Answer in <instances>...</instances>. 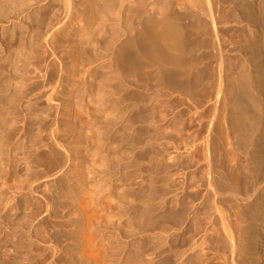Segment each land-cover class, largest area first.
<instances>
[{
	"label": "rangeland",
	"instance_id": "rangeland-1",
	"mask_svg": "<svg viewBox=\"0 0 264 264\" xmlns=\"http://www.w3.org/2000/svg\"><path fill=\"white\" fill-rule=\"evenodd\" d=\"M57 1L54 4V0H0V264H178L188 254V263L201 264L205 252L211 254H208L207 264H224L225 259L230 264L231 254L222 247L224 239L216 242L214 227L208 230L205 245L187 251L182 245V236L175 235V221L180 216L173 211L172 162L177 152L172 143L173 123L170 120L176 94L161 65L154 64L142 70H121L116 66V54L110 53L106 56L108 59L98 60L99 64L95 62L100 71L96 68L93 76L89 72L84 74L88 64L81 59L78 66L80 84L72 95L78 104L81 99V105L76 104L71 114L65 110L67 107L62 100L67 92L65 88H68L66 83V87L65 84L61 87V96H56L53 102L48 101L58 70L56 54L67 62L73 49L80 52L89 42L97 45L104 43L106 38L113 41L120 35L121 39L114 42L118 43L113 44V52L117 53L119 42L140 27L138 24L143 17L158 14L159 0L124 1L123 24L131 29L124 36L123 32H118V23L104 27L108 31L105 39H102L104 29L98 23L86 29L87 32H79L77 27L74 41L77 40L79 46L72 50H69L70 42L65 41V32L53 36L52 45L48 43L52 29L47 17L57 14L56 8L60 6ZM223 1L225 6L230 5L226 6L230 12L222 11L227 14V19H219L218 26L229 66L239 59L242 62L241 59L249 55L247 40L251 38L256 45L261 43V37L264 40V30L246 27L247 20L236 10L233 17L228 16L236 1H240ZM245 1L248 4L255 2ZM78 2L77 7L84 4L80 3L82 0ZM256 2L258 7H264V0ZM166 5L171 3L168 1ZM118 9L114 0L107 4V12H104L113 17ZM178 14L176 10L175 16L179 17ZM181 17L185 27L193 25L194 20L189 15ZM226 29L232 31L228 33ZM115 32L118 34L114 35ZM200 34L193 31L187 38V48L193 50L188 59L196 61L199 66L198 87L206 83L212 67L211 38ZM230 34L237 37L232 38ZM227 36L229 40L224 38ZM227 49L232 51L229 53ZM235 52H239L238 57ZM49 72L53 76L47 80ZM253 74L255 79L248 78V86L257 91L260 75L256 70ZM234 75L238 76L237 73ZM118 96L125 99L126 104H119L121 99ZM184 101L180 96L179 108L184 107ZM259 132L261 130L248 138L250 144L257 143ZM178 153L183 155L184 147ZM194 168L190 167V173ZM256 174L262 176L260 170ZM181 176L182 173L179 176L182 179ZM196 188L191 186V190ZM201 198L190 202L193 204L190 214L193 216L190 220L192 233L196 223L199 226L206 221L205 214H195L194 207L202 206L204 195ZM258 228L253 224L249 230ZM200 230L197 239L203 233L202 226ZM203 247L205 251L202 252ZM177 254L179 259L176 260ZM246 256L237 257V263L256 264L254 254Z\"/></svg>",
	"mask_w": 264,
	"mask_h": 264
},
{
	"label": "bare ground",
	"instance_id": "bare-ground-1",
	"mask_svg": "<svg viewBox=\"0 0 264 264\" xmlns=\"http://www.w3.org/2000/svg\"><path fill=\"white\" fill-rule=\"evenodd\" d=\"M55 1L57 0H54V4ZM59 1L60 6H58V9L55 6L53 7V9L56 8L55 12H57V14L54 13V16L47 17L49 20L47 22L52 31L49 34V40L48 38L46 39L51 45L53 36L55 37L56 34H62V32H65V41L68 43L70 42L69 50L70 48L71 50L75 47L78 48L79 45L75 42L77 40L74 41V37L78 32L76 30L77 27H79L78 30L80 32L85 31L90 26L95 27V24L97 23L98 26L100 25L102 29H104V27L108 28L107 26L111 25L112 23H118V32H123V36L124 33H128V30H131L127 28V26L125 25L126 23L123 24L124 13L122 12V7L124 6L125 0H115L119 9L113 17L110 14L106 13L107 11L105 10V7L109 2L114 0H82L83 2L80 3L84 4L81 7H77L79 6L77 5L79 4V2L76 3L77 0ZM168 1L169 3H171V5H166ZM244 1L245 0H238L239 3H237L236 1L235 6L233 5V10L231 9L232 13L230 15L228 14V16L233 17L236 10L242 18L247 20V24L244 21L246 27L249 25L252 28H261V31L262 29L264 30V7H258L259 3H257L256 0H254L255 2L253 1L254 3L251 4H248L246 1ZM135 3L137 2L135 1ZM224 3L225 2L223 0H159L158 14L156 16H150L147 14L148 16L143 17L138 24L140 27L135 29V31L131 35L129 34L130 36H127V38L124 37L125 39L119 42L117 53L113 52V44L117 39H121L120 35L115 36L113 41L109 40V38H106L105 41L107 42H100V44L96 42L98 43L97 45H90L89 42L88 45L82 48L80 52H78V49L76 48L73 49L72 52L68 50L71 53L69 54L70 60L67 62L64 61L61 56L59 57L56 54V56H58H55L58 63V70L55 71L57 75L56 78L52 81L50 90L51 92L49 93V96H47L49 99L48 101H55V97L60 95L63 91L61 87L63 88L64 84L66 83L68 85V88H65L66 84L64 88L65 90L67 89V92L65 93L64 99H61L62 101H64L65 107H67L65 108V110L68 109L67 112L71 114L72 108H74L76 104L81 105V99H79L78 94L77 98L79 99V104L78 102L74 101L72 97L78 85L80 84L81 75L78 70V66L81 59H85L88 64V67L84 69V74L89 72V74L93 76L98 69V65H96L95 62L105 58L108 55L110 56V53L111 55H113L112 53H114V55L116 54V56L113 55L116 66L121 70H142L148 68L149 66L151 67L154 64L161 65V69L166 72L168 78L174 85L173 92L174 94H176L173 99L175 105L173 112H171L173 113V115H171L172 120L169 119L173 123H171V136L173 147L177 152V154L173 157L172 162L174 171L172 184L174 192L173 211L178 217L180 216L175 221L176 231L179 230V232L175 231V235L177 236L179 233V235L182 236V240H180L181 242L183 241L182 245L186 247L187 251L189 250V248H195L199 245H201L202 247L203 245H205L206 241H204V239L208 236L207 232L211 227H214V230H216L214 234L216 235V242H222L224 239L225 242L224 244H222V247L226 251H229V254H231L230 264H238V261H236L238 259L237 257L243 256V254L246 256L249 255V253L254 254L253 262H256V264H264V47L262 44L264 43V40H262L263 37H261V43H259V45H256L255 43L254 45L251 38L247 40L249 55L245 56L246 52H244L245 57L243 56L244 58L241 59L242 62H240V59L237 62L231 61L232 63L227 66V60L225 57L227 54H225L226 51L223 50V43L220 36L221 31L218 26V20L226 18L227 16V14L222 13V11H227L228 9L226 8L228 7L226 6H228L229 4L225 6ZM132 6L134 5L132 4ZM172 8L174 9L172 10ZM176 10L180 14L179 17L177 15L175 16ZM229 10L228 13L230 12ZM202 14H204V17L201 16ZM183 15H189L194 20L192 26L188 25V27H185L183 25L181 17ZM134 17L136 18L137 16ZM234 27L235 26H233V28H230H232L233 30ZM106 28L104 29L102 39H105L107 35L106 32L108 31ZM232 30H230L229 32H231ZM87 31L88 30H86L85 32ZM193 31H195L197 35L198 33H201L202 37H204L205 35L211 38V50H208L211 57V73L209 74L210 76L207 81H205L204 79L206 83L204 85H201L200 87L197 86L198 79H196L199 69L198 63L194 60L191 61L190 59H188V56L193 50L191 48H187V38L190 35V32ZM243 32L245 33V31ZM235 33H233V35ZM116 34L118 33L115 32L114 35ZM242 34L240 35L242 36ZM228 36L224 38H228L229 40ZM231 37L233 38L234 36ZM236 37L237 35L234 38ZM242 37L248 36L244 35ZM232 40L233 39H231L230 42H232ZM230 42H228V44ZM50 44L47 45L53 47ZM224 47H226V45ZM231 51H229V53ZM238 53L239 52H237L236 55ZM199 60L201 59L199 58ZM97 63L99 64L100 61ZM254 70L258 71L260 75V81L258 82L259 90L257 91L250 90L248 86V78L255 79V74H253ZM98 71L100 70L98 69ZM236 73L238 74V76L234 75ZM47 76V80L51 79L53 76L52 72H49ZM96 77H98V75ZM91 96L94 97L95 95ZM180 96H183L185 99L183 104L184 107L182 108H179L180 103L178 101ZM119 99H121V101L118 103L123 104L125 99L123 100L120 97ZM61 100L59 101L61 102ZM115 104L117 103L115 102L114 105ZM137 108H135L134 110H136ZM164 118L166 117L164 116ZM257 130H261V133L259 132L260 136L257 140V143L250 144L248 142V138L254 135L255 131ZM181 147H184L183 155L178 153V150ZM172 154L170 155L172 156ZM191 166H194L195 168L190 173ZM258 170H260L262 176H260V174H256V171ZM181 173L182 179L179 177ZM191 186L192 189L193 186L197 188L195 190H191ZM204 190H206L205 193ZM201 195H204V198L201 201L202 206L200 207L197 205L196 207H194V209L195 214L197 213L196 216L198 215V213L205 214L204 219L206 221H204V225L202 223L198 226V223H196V226H194L195 228L193 229L195 232L192 233L190 220H192L191 218L193 216L191 215L192 217H190V214L191 210H193L191 208L193 204L190 205V202H195V200L197 201L198 198H201ZM184 223L186 224L184 225ZM253 224L258 225L259 228L249 230ZM201 226L203 233H201L200 237L197 239L196 236L201 232ZM179 245L180 244H178V246ZM54 247V244H52V248ZM204 248L205 247L201 248L202 252L205 251L203 250ZM208 254L209 253L205 252L204 256H202V263L201 261H199V263L207 264L210 259L209 257L211 256V254H209L210 256ZM223 255L224 257H226L225 254ZM175 256L176 255H174V257ZM188 256H186L184 260L180 259L181 261H179L178 264H190L188 263ZM177 259H179L178 254L176 260ZM223 260L224 258L222 259V261ZM212 261L214 260L212 259ZM226 261L227 260L225 259L224 264H228L226 263ZM241 261L243 262V260Z\"/></svg>",
	"mask_w": 264,
	"mask_h": 264
}]
</instances>
